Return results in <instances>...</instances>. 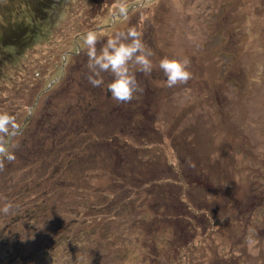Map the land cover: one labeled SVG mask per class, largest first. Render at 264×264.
<instances>
[{
  "label": "rangeland",
  "instance_id": "374dc122",
  "mask_svg": "<svg viewBox=\"0 0 264 264\" xmlns=\"http://www.w3.org/2000/svg\"><path fill=\"white\" fill-rule=\"evenodd\" d=\"M36 2L0 0V36L20 27L0 112L28 114L0 171V264H264V0H53L34 25ZM130 27L153 71L107 116L111 77L88 83L80 37L99 50ZM165 56L190 60L186 85L167 87Z\"/></svg>",
  "mask_w": 264,
  "mask_h": 264
},
{
  "label": "clouds",
  "instance_id": "9594fccd",
  "mask_svg": "<svg viewBox=\"0 0 264 264\" xmlns=\"http://www.w3.org/2000/svg\"><path fill=\"white\" fill-rule=\"evenodd\" d=\"M121 11H124L121 6ZM80 39L85 46L87 55L88 74L86 79L94 88L104 85L103 74L107 73L111 79L107 83V92L111 98L120 104L132 102L138 93L143 91L135 72L150 75L153 71L151 57L154 55L141 39V34L134 27L126 32H118L110 36L106 43L98 50V35L94 30L81 34ZM188 58L163 57L159 61V69L166 78L169 88L186 85L192 78L189 70ZM22 134V128L16 117L7 112H0V171L4 170L5 160L15 161L14 149L18 146L15 138ZM13 210L10 202H5L0 212L7 215Z\"/></svg>",
  "mask_w": 264,
  "mask_h": 264
},
{
  "label": "trees",
  "instance_id": "16d2710c",
  "mask_svg": "<svg viewBox=\"0 0 264 264\" xmlns=\"http://www.w3.org/2000/svg\"><path fill=\"white\" fill-rule=\"evenodd\" d=\"M53 0H37V2L33 5V7L30 9V13L32 12V14H30V15H28V16H30L31 17V24H34V25H36V20H35V16H37L38 14H39V12L40 11H42L41 12V14H45V13H47L48 12V9L50 8V7H54V3L52 2ZM56 5L57 4H55V8H56ZM45 17V16H44ZM44 17H40V19L42 20V19H44ZM8 18H11V15H9L8 16ZM46 18V17H45ZM18 26H20V25H18ZM16 27V28H15ZM14 29H19L20 30V27H17V26H15V25H13V30L11 31V32H9V33H5V34H2L1 36H0V59H1V57L5 54V52H6V48L5 47H8V46H10V45H18V43H19V40H20V37L18 36L20 33H17V30H14ZM72 55V54H71ZM261 73H259V75H260ZM232 77V76H231ZM215 92H217L216 90H214ZM218 93L219 94H221V95H225V96H220L221 97V99H218V98H215V99H217L218 100V103H219V106L221 107L224 103H228L229 104V102H228V100H229V97L230 96H227L226 94H224L223 93V91L222 90H219L218 91ZM92 96H94L95 97V100L97 99V97H96V95H92ZM111 95H110V93H108L107 92V90L104 92V94H103V99L104 100H106V103H108V105H114L113 107H112V109L111 110H109L108 112L109 113H106V114H108L107 116H112V117H117V116H119V112H120V109H122L121 107H120V105H119V103H117V104H111L110 103V97ZM94 100V98L93 97H91L90 98V100H87V103H89V101H91V102H95V105H97V103H96V101ZM103 103H104V101H103ZM77 106H81L82 107V103L80 102V103H78L77 104ZM32 108V107H31ZM142 112H143V114L145 115V116H149V117H152L153 115L152 114H150V113H148L147 111H145L144 112V109L142 110ZM27 115L28 114H26V117H27ZM24 118L23 119V122H22V124H21V126H22V128H24V126L27 124V122H28V118ZM146 124L147 125H149L150 123H147L146 122ZM75 126H78V123L75 125ZM144 125H141L138 129L140 130V131H143V129L141 128V127H143ZM79 128V126L77 127V130H75V133H76V136L78 137V135H77V132H78V130H80V128ZM138 129L137 130H135V131H137L138 133H140V131H138ZM56 131H54L53 132V134L55 133ZM65 133L66 134H68V131H65ZM55 136V135H54ZM76 138V137H75ZM79 138V137H78ZM55 139V138H54ZM105 140V139H104ZM107 140L109 141L110 140V138H107ZM16 141H18V136L15 138V143H16ZM52 142L53 143H56L55 141H53L52 140ZM110 148V147H109ZM14 151V154L16 153V148L13 150ZM116 153H118L117 151H115ZM119 154V153H118ZM119 162V161H118ZM120 164H121V161H120ZM117 166V165H116ZM118 167V166H117ZM126 168V167H125ZM124 168V169H125ZM123 169V170H124ZM122 170V171H123ZM121 171V172H122ZM7 177V176H6ZM123 177V179L125 180L126 179V177H124V176H122ZM10 179H12L11 177H8V178H5V184H7V182H8V180H10ZM133 179V177L131 178V180ZM156 179H154V178H148V179H146V180H140L139 181V185L141 184V186H143V187H147V185H149V186H152V187H154V186H156V184L157 185H159V183H157V181H155ZM126 193L125 194H119L118 195V197L120 198V197H122V196H124V195H130L129 194V191L127 190V191H125ZM181 199V201H182V197L180 198ZM120 200V199H119ZM184 202V201H183ZM187 210V209H186ZM14 217H16L17 216V213H15L14 215H13ZM172 219V218H171ZM170 219V220H171ZM180 221H182V224L179 222V223H177V224H179V227L181 226V229L184 231V227H183V223H185V225H186V227H188V226H191V224H190V222H187V220H183L182 218H180ZM16 240H18V239H16ZM166 241V237H164V240H162V243H164ZM4 243H5V241H3ZM2 244V243H1ZM165 245H166V243H164ZM171 245H172V243H170ZM163 247H164V245H163ZM164 249H165V247H164ZM170 254H166V256H169ZM175 261V258L173 257V259L169 262V264H173V262Z\"/></svg>",
  "mask_w": 264,
  "mask_h": 264
}]
</instances>
